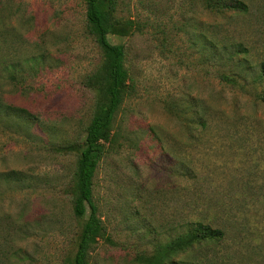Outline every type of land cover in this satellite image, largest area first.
Returning a JSON list of instances; mask_svg holds the SVG:
<instances>
[{
	"label": "rangeland",
	"instance_id": "obj_1",
	"mask_svg": "<svg viewBox=\"0 0 264 264\" xmlns=\"http://www.w3.org/2000/svg\"><path fill=\"white\" fill-rule=\"evenodd\" d=\"M242 1L244 13L118 0L116 15L136 28L108 39L125 46L131 92L93 178L106 235L88 264H145L136 257L198 222L222 237L172 255L175 264H264V0ZM239 44L246 54H232ZM101 60L82 0H0V97L45 128L0 120V264H73L88 212L73 215L75 155L56 149L83 139L95 100L87 79ZM187 100L184 115L204 128L175 112Z\"/></svg>",
	"mask_w": 264,
	"mask_h": 264
},
{
	"label": "trees",
	"instance_id": "obj_2",
	"mask_svg": "<svg viewBox=\"0 0 264 264\" xmlns=\"http://www.w3.org/2000/svg\"><path fill=\"white\" fill-rule=\"evenodd\" d=\"M82 1L85 5L86 29L100 48L102 60L97 70L87 79V86L93 91L95 100L83 139L81 141L65 142L56 149L62 153L75 155L76 168L74 184L71 188L73 215L78 219H83L88 212L79 233L73 264H88L87 255L89 249L106 235L103 221L99 216V207L94 200L93 178L98 163L105 153L106 143L114 141V135H109L107 130L113 125L118 109L131 92L130 76L125 66V46L124 44L111 43L108 39V34L124 36L131 34L136 28L134 20L116 15L118 0ZM203 1L206 9L213 12H221L225 9L240 13L247 11V4L242 0ZM239 45L240 47L233 51L232 54H246V47H243L242 44ZM18 69L22 71L21 68ZM219 78L223 81L235 82L233 77L222 73L219 74ZM9 79L13 81L14 87L22 84L16 80V76L12 72L9 75ZM252 80L255 81V78ZM257 98L264 103V91L258 93ZM191 108H193V103L187 100L181 107L175 105V112L179 111L183 114L187 126L191 124V121H194L196 123L194 126L204 128L206 121L203 117L196 115L194 118L188 114L184 115L185 112H190L189 109ZM34 119L35 123H39L40 132L44 133L45 128L40 125L42 123L39 122V118L33 113L25 108L8 104L0 97V120L10 122L17 128H23L28 127V122ZM191 127L189 131H191ZM24 129L27 130L26 128ZM190 135L195 138L197 136L193 132H190ZM11 175L18 180H22L25 177L21 175L20 171H8L3 174L5 179L11 177ZM221 237L222 232L219 229L198 222L184 234H180L174 239L159 245L151 256L141 254L136 259L139 263L145 264H175L171 260L172 255L187 247H191L194 243L214 242Z\"/></svg>",
	"mask_w": 264,
	"mask_h": 264
}]
</instances>
